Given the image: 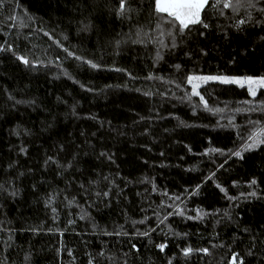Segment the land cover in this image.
I'll return each instance as SVG.
<instances>
[{"label": "trees", "instance_id": "trees-1", "mask_svg": "<svg viewBox=\"0 0 264 264\" xmlns=\"http://www.w3.org/2000/svg\"><path fill=\"white\" fill-rule=\"evenodd\" d=\"M128 3L134 11L124 20L114 14L119 0H4L0 8V46L13 50L0 52V185L18 192L15 197L0 192V264H88L90 258L93 264H124L125 253L134 264H229L233 252L245 264H264V150L245 152L242 160L231 156L249 134V121L264 123V113L248 111L264 104V89L253 98L246 86L201 87L210 107L222 109L215 114L193 97V115L184 99L191 91L187 73L264 74L259 49L264 32L251 26L242 33L226 29L230 38L223 39L217 25L232 23L225 18L232 12L220 17L210 0L202 13L213 28L201 42L208 54L200 57L195 43L192 59L183 46L174 54L165 48L164 59L153 67L160 46L149 0ZM81 22L91 24L88 32L78 31ZM138 28L143 44L132 43ZM63 49L83 59L68 57ZM16 55L30 65L20 64ZM174 63L182 65L179 72ZM149 75L154 78L146 79ZM61 144L67 152L59 151ZM20 146L26 154H19ZM74 151L80 152L79 162L67 172L57 175L56 164H44L46 155L63 164ZM101 151L115 162L98 159ZM253 178L259 198L246 196ZM104 191L107 199L96 195ZM145 231L148 236L137 234ZM158 244L167 246L164 252ZM184 248L193 251L185 257ZM249 249L254 255H247Z\"/></svg>", "mask_w": 264, "mask_h": 264}, {"label": "snow or ice", "instance_id": "snow-or-ice-1", "mask_svg": "<svg viewBox=\"0 0 264 264\" xmlns=\"http://www.w3.org/2000/svg\"><path fill=\"white\" fill-rule=\"evenodd\" d=\"M210 0H149V9L150 14L154 17L157 21L156 29L159 30V37H157V43L159 44V48L156 51L154 57L153 67L156 66V62L162 61L164 59L165 48H167L168 53L174 54L181 50L182 46L189 49L184 51V56L187 59L193 58V51L191 50V46L193 43L196 44L198 49V53L200 57L206 56L208 54L206 47L201 43L202 41H207L209 35L212 33L213 28L210 20L206 21L202 18V13L206 11V6L209 5ZM18 6V5H17ZM211 8L215 10L220 17H225V10H230L232 12L231 17H225L226 19H231L233 22L224 26L222 29L220 25H217V31L220 35H222L223 39L227 40L230 38V33L226 29H232L236 33H242L246 31V26H251L253 28H259L262 32H264V0H211ZM4 7V0H0V8ZM134 9L129 5L128 0H119L118 6L114 8V14L118 20L130 19V13H132ZM142 11V9H141ZM241 11L245 14L243 16L240 15ZM253 13H258V15H254ZM27 15V13H25ZM32 19V17H29ZM167 27H164V26ZM23 23L21 27H24ZM91 28L90 23H83L81 22V27L78 31L81 32H88ZM142 29H137L135 35L136 39L132 40L133 44H143L144 41L141 39ZM45 36H48L49 39H52L48 32H44ZM149 34L147 32H143V36L147 37ZM167 36L170 40L168 45H165L164 39L161 37ZM131 39V37H130ZM121 42H117V47ZM148 43L151 44L152 40H148ZM57 47H60L59 43H57ZM247 48V46H245ZM259 49L264 51V35L259 37ZM67 52L68 57H74L76 60H82V57L74 56V53L68 51L67 49H63ZM257 50V45H253V53ZM11 46L4 47L0 46V52H12ZM119 55V52L116 53ZM15 55V53H13ZM16 60L20 62V64L28 67L30 65V61L20 55H16ZM235 57L230 62H234ZM83 63L88 64L91 68L95 69L98 67L96 63H93L90 60H83ZM175 68L178 72L181 70L182 65L180 63H174L171 65ZM31 67L35 68V64H31ZM114 71L120 72L123 71L120 68L113 69ZM154 77L149 75L146 79H153ZM156 79H160L156 77ZM186 84L190 87V92H185V101L191 104L193 109V115L196 114V105L192 103L193 97H198L199 104L203 105L205 111H209L212 113L221 112L222 109L219 108H211L208 101L205 99V96L201 94L199 89L209 83H216L220 85H235L239 88L247 87L248 96L256 98L257 92L259 89H264V74L254 75V74H246V75H228V74H195V73H187L185 76ZM168 83H173V81L169 80ZM176 88H181L179 83L174 84ZM144 95H149V93H144ZM161 95H164L161 93ZM261 96H264V92L260 93ZM10 100L12 97L9 95L8 97ZM59 100V97L57 98ZM16 103H20V101H16ZM28 103H33L29 101ZM242 103L244 104H251V101L245 100ZM237 112L243 111L242 109H236ZM248 111H260L264 113V104L258 105L255 108H249ZM72 115H76L75 107L72 109ZM87 119H95V117H87ZM183 124V122H181ZM232 123V120L229 119V124ZM249 124L252 125V128L247 135L246 139H244L241 148L236 151L231 152V156H235L237 159H244L243 153L245 152H254L257 149L264 150V123H261L258 120H250ZM188 126V125H183ZM53 127V125L49 124L48 128ZM45 131L47 129H44ZM12 135H18L16 129L12 130ZM24 135H28V131L23 133ZM147 135L148 133H143ZM81 136H84L85 133L81 132ZM95 136V133L92 134ZM187 147V145H185ZM76 149H82L81 145H76ZM190 150V149H189ZM60 152H67V148L61 144L59 147ZM209 151L213 152H220V149H210ZM27 148L20 146L19 147V154H26ZM87 151L84 150V155H87ZM207 155L208 153H204ZM163 155V153H161ZM79 151H74L71 153V159H67L63 164H61L57 159H55L51 155H46L44 160L45 166L50 164H56L58 169L57 175H60L61 172L59 171L62 169L64 172H67L69 169L73 168L75 164L79 162ZM98 159L104 158L108 161L114 163V157L111 153L101 151L98 154ZM13 165L10 163L9 168ZM79 170V169H77ZM20 175H23L21 173ZM212 175H215L213 173ZM211 177H209L210 179ZM105 180H108V177H104ZM109 183H112L109 181ZM257 185L256 179H251L249 182V187L253 188L252 191H249L246 196L248 198H259V193L255 190V186ZM220 192L224 193L227 196L226 190L221 187L219 184L216 185ZM199 187V185L197 186ZM80 188L84 189V185H80ZM87 191V189H84ZM0 192H7L8 196L15 197L18 192L17 191H8L0 185ZM97 196H103L105 199L109 197V192L104 191L103 193H96ZM228 199H234L233 197H228ZM49 202L52 200V193L48 194ZM71 206V201L69 202ZM45 206L47 207L48 204L46 203ZM55 211V209H53ZM172 213H169L171 215ZM176 215H183L179 210L175 213ZM87 214L85 213V216ZM85 216H81V219H84ZM197 216L201 217L200 212H197ZM167 218V217H165ZM194 217L189 216L188 219H193ZM202 218V217H201ZM139 223H144L143 220L138 221ZM162 222V221H161ZM72 223V221H69ZM133 223H137L134 221ZM2 231V229H0ZM155 231V229H153ZM244 231H248L247 228ZM104 235H126V233H122L120 231L116 232H107L103 233ZM138 235L148 236L149 233L147 231L143 233H137ZM160 252H164L165 248L167 247L165 244H158L156 245ZM131 249L135 251H139L136 248L135 244L131 245ZM193 250L191 248H184L182 250L183 255L185 257L189 256ZM200 252L204 253L205 255L209 254V250L207 248L199 249ZM69 255H72L71 251H69ZM100 258H104V252L100 251L97 254ZM247 255H254V253L249 249ZM125 261L124 264H134V262L128 259V253L124 254ZM27 259V257H26ZM109 259H114L109 257ZM88 264H93V259L88 260ZM96 264H100V261L97 260ZM168 264H172L171 260H169ZM229 264H245L243 259H240L238 254L233 252Z\"/></svg>", "mask_w": 264, "mask_h": 264}]
</instances>
